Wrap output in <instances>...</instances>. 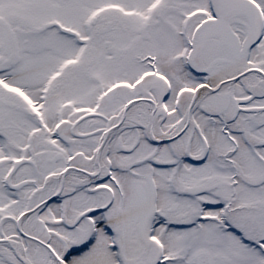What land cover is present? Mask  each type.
<instances>
[{
    "label": "snow or ice",
    "instance_id": "1",
    "mask_svg": "<svg viewBox=\"0 0 264 264\" xmlns=\"http://www.w3.org/2000/svg\"><path fill=\"white\" fill-rule=\"evenodd\" d=\"M0 264H264V0H0Z\"/></svg>",
    "mask_w": 264,
    "mask_h": 264
}]
</instances>
